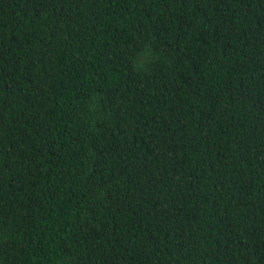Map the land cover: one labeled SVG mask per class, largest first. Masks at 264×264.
<instances>
[{
    "label": "trees",
    "instance_id": "16d2710c",
    "mask_svg": "<svg viewBox=\"0 0 264 264\" xmlns=\"http://www.w3.org/2000/svg\"><path fill=\"white\" fill-rule=\"evenodd\" d=\"M0 264H264V0H0Z\"/></svg>",
    "mask_w": 264,
    "mask_h": 264
}]
</instances>
